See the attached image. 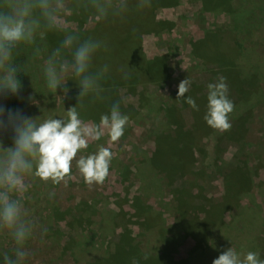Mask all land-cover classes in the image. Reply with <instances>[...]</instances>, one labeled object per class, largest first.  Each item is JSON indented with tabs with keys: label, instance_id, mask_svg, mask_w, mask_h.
I'll list each match as a JSON object with an SVG mask.
<instances>
[{
	"label": "rangeland",
	"instance_id": "1",
	"mask_svg": "<svg viewBox=\"0 0 264 264\" xmlns=\"http://www.w3.org/2000/svg\"><path fill=\"white\" fill-rule=\"evenodd\" d=\"M151 1L154 21L137 31L140 54L124 48L131 61L163 64L149 79L131 82L122 76L109 85L102 81L100 98H79L80 86L71 74L63 86L48 88L44 68L53 51L61 49L59 61L71 60L72 49L62 47L66 33L42 27L31 43L18 45L28 89L0 98L6 110L42 122L67 119V111L77 107L85 123L98 124L116 101L128 116L117 142L110 141L105 129L77 157L100 146L110 148L113 158L103 184L86 185L75 160L70 178L60 184L26 177L24 206L36 227L25 244L30 252L25 264H117L115 250L125 235L131 242L123 251H133L121 264H157L164 255L170 264H212L231 247L241 259L255 252L264 260V0ZM66 2L63 26L79 34L78 42L92 37L116 48L87 0ZM131 11L138 18L145 10ZM230 64L234 75L227 74ZM140 65L145 70L146 64ZM124 69L114 67L115 73ZM221 78L234 104L231 128L241 132L211 127L197 132V110L185 101L191 97L207 108L208 85ZM186 79L188 92L177 98L178 85ZM245 91L250 94L242 98ZM176 114L180 122L173 118ZM12 135L9 131L2 137V147L13 145ZM160 143L169 144L167 152ZM231 171L244 173L249 182L245 192L237 198L232 193L223 203L225 176ZM14 247L11 236L0 232V264Z\"/></svg>",
	"mask_w": 264,
	"mask_h": 264
},
{
	"label": "clouds",
	"instance_id": "2",
	"mask_svg": "<svg viewBox=\"0 0 264 264\" xmlns=\"http://www.w3.org/2000/svg\"><path fill=\"white\" fill-rule=\"evenodd\" d=\"M101 20L109 17H123L129 10L130 0H87ZM137 8L151 7V0H136ZM69 11L66 0H0V98L17 95L20 83L17 68L12 64V53L21 43H31L38 29L66 33L63 48L72 49L71 60L59 61L61 49L57 48L46 62L44 76L47 86L56 90L63 86L67 74L77 79L79 98L89 95L100 98L102 81L108 66L97 72L90 71L95 53L102 47V41L89 37L82 42L79 34L63 26L64 14ZM75 47L73 48V45ZM64 92L68 89L65 87ZM188 92V81L178 85L177 98ZM207 112L204 120L212 129L225 132L231 128L229 115L234 110L228 98V86L221 78L218 83L208 85ZM187 103L197 108L191 97ZM128 116L120 111L119 102L112 104L110 114L100 117L98 124L85 123L72 107L67 119H45L42 122L27 118L19 110H6L0 104V232H6L15 243L12 254L3 255V264H25L30 252L25 248L33 235L35 222L27 218L24 194L29 189L26 177L53 184H60L70 178L72 163L84 183L88 186L103 184L109 175L113 153L110 148L100 146L98 151L79 156L89 146V141H98L107 129L111 142H117L123 135ZM11 132L13 145L2 147V137ZM148 257L145 256V259ZM135 264V262H134ZM212 264H264L255 252H248L241 259L231 247L223 251Z\"/></svg>",
	"mask_w": 264,
	"mask_h": 264
},
{
	"label": "trees",
	"instance_id": "3",
	"mask_svg": "<svg viewBox=\"0 0 264 264\" xmlns=\"http://www.w3.org/2000/svg\"><path fill=\"white\" fill-rule=\"evenodd\" d=\"M151 4H154L153 1H151ZM135 5H136V0H130V8L127 11V13L124 14V16L122 18L121 17H109L108 19H105V20L100 19L99 27H103L104 29L107 30V33L105 32V37L107 36V39L110 41L114 39L113 45L114 46L116 45V48H114L113 46H110L111 45L110 42L104 43L102 45V47L95 53V55L93 57L92 67H94L95 69L98 70L99 68H102L104 65L108 66V71L105 73V78L103 80L108 85H109L110 81H111V83H115L116 82L115 78L122 77V76H123V78L129 79L131 82H137L140 77H147L149 79V77H150L149 74H152V71L154 69H157V67H159L162 63V62H160L162 60H157L156 62H158V64L157 63L154 64V62H152L150 60L146 61L145 60L146 58L144 59V61H146V62H143V61L139 62V61H131L130 60L131 55L127 49L134 48L132 55H133V53H135V55L140 54V45H141L140 37L141 36H140V34H138L139 32H137V31H140V28H142L141 25H143L144 22L147 23V22H153L154 21L153 20L154 18H151L149 16L150 12L152 10L151 7L143 8L145 10L144 14H140V17L138 16V18H135V16H133L134 13L131 11V7L137 8ZM147 17H149L151 19L146 21L144 18H147ZM124 47H126L127 49ZM19 51H20V47L18 48V46H17L15 49H13V53H12V64L17 68V78H18L19 83L21 85L20 90L16 96H18L21 93L26 92L28 89L26 72H25V69H24L23 64H22L23 56L19 53ZM143 58H144V56H143ZM141 63L146 64V67H144L145 70L140 67ZM115 66H122L125 69L122 71V73H115V71H114ZM227 66H229L226 69L227 74L234 75L233 71H236V70L234 69L233 64H230ZM92 67H91V69H92ZM113 76H114V78H113ZM123 78H121V79H123ZM250 78H252L251 82H254L255 76L251 75ZM71 80L74 83H78L77 79H75L73 76H72ZM251 88H253V85ZM242 93H243L242 98H247V95L250 94V92H247V91L242 92ZM110 95H113V94L110 93ZM115 102H113V103H115ZM185 104H188L187 101H185ZM172 107H173L172 108L173 110L178 112V110L176 108V101H173ZM196 110L197 111L195 112V125L194 126H196L197 132H198V130L203 131L204 129L209 127L207 125L206 121L204 120V116L207 112V108H204L202 106H197ZM172 116H173V118H176L180 122V119H179L177 114L172 115ZM172 122L170 123L171 125H175L178 127V125L175 124V122H173V123ZM229 131L231 134H236L238 131L241 132V129L240 128H234V129L231 128ZM195 135H197V134H195ZM187 139L190 140L191 138L188 137ZM165 143H167V142H165ZM165 143H160V145H165V147H166V151L164 148H162L163 150H161V151L167 152L169 144H165ZM239 173L240 172H237V171H231L225 176L226 191H225V195H224L225 199L222 201L223 203L229 202V198L231 197L232 193H234L236 198H237V196L241 192H245V190H246L245 186L249 181L245 177L244 173L242 175ZM217 211L218 212L220 211L219 208H217ZM203 213H206V212L204 211ZM210 217H213V215H211L209 212V219H210ZM213 223H216V222H213ZM201 224H202V222H201ZM125 242L127 244H125ZM130 242H131V239L127 235L123 236V239L120 241V244L122 246L115 250L116 254L114 255V258L117 261V264H121L124 261H126V259H127L126 254H129L130 252L133 251V249L131 247H130V250H128L127 252L123 251L125 245L130 246ZM164 257H165L164 259H158L157 264H170L165 255H164ZM258 257H259V259L261 258V256H258ZM261 259H263V258H261Z\"/></svg>",
	"mask_w": 264,
	"mask_h": 264
}]
</instances>
